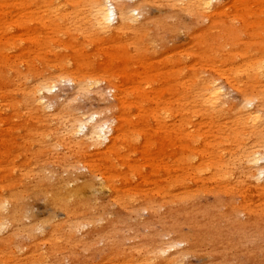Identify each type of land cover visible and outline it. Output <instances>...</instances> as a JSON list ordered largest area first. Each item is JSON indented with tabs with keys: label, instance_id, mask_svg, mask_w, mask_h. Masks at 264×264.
<instances>
[{
	"label": "bare ground",
	"instance_id": "1",
	"mask_svg": "<svg viewBox=\"0 0 264 264\" xmlns=\"http://www.w3.org/2000/svg\"><path fill=\"white\" fill-rule=\"evenodd\" d=\"M127 1L129 0H0V15L3 16L4 12H6L4 16L7 15L8 11L5 10L8 8L6 6H11L15 12L20 11V13L25 12L31 6H39L43 7L42 11L45 13L43 16L45 21L39 23L44 31L50 30L53 25L59 30L58 33L69 35L75 33L85 38L99 37L103 41L113 43L124 39L127 34L126 30L130 31L129 34L135 40L137 35L142 36L147 28L148 22L141 13L144 9L140 10L141 4H144L145 0H140V4L136 3V0H131L134 1L133 6L127 5ZM263 1L255 0L260 11L264 8ZM7 2H10L11 5ZM168 2H172L169 18L181 16L188 18L187 24L183 25L184 29L191 33L190 37L193 42L200 40L202 44L196 62L198 65L208 66V70L211 69L212 74L207 76L206 71L200 73L191 71L188 76L184 74L185 77H182L183 79L187 77V81L179 82L177 73H170V71L179 67L182 70L183 66L188 63L187 57L177 58L176 61L171 62L174 56L170 54L167 61L164 62V67L169 68L165 75V82L173 84L167 87L166 93L178 94L179 99L175 105L167 101L160 111L151 110L150 115L153 117V121L155 120L154 122L163 128H165L163 123L167 126L169 122L174 121L175 130L173 132L175 135L180 128H183L182 131L188 129L190 133L187 136L191 142H196L198 139V135L195 134L197 132V121L195 120L198 117L204 118L203 128L209 127L211 122L220 121L224 117H229L232 120V125L235 128L232 136L231 133L220 131L222 140L217 144L211 145L206 139L202 140L204 144L198 147V155L204 160L208 154L215 156V160H208L205 173L209 175L211 181L225 186L224 192L216 195L217 197H226L227 201L217 205L218 211L213 223H225L226 229L237 236L231 245L238 246L242 240L251 238L253 233L264 232V205H251V200L256 199V196L264 197V88L256 90L248 86L249 90L240 92V102L230 106L226 87L239 90L236 87L241 77L253 78L255 84L260 83V80L264 78V51L260 48L261 44L254 39L251 45V47L255 45L260 48L254 50L259 58L251 60L246 65L223 68L241 61L240 54L243 52L241 46L248 45L243 40L247 35V29L249 27L260 29L264 26V21L261 23L252 21L250 26H246L247 22L241 20L239 14H234L231 23L225 26L223 18L226 17V13L223 7H220L221 0H168ZM243 2L244 0H234L233 4H242ZM233 9L232 6L228 11ZM251 13L256 14L255 11ZM36 14H38L36 11L28 14L31 17L27 24H34L36 18H39L36 17ZM182 19L184 20V18ZM163 25L166 26L167 36H174L180 30L177 25L172 26L167 23ZM236 25L241 26L242 33H236ZM216 29L223 30L225 40L230 48V52L227 50L228 54L225 45L221 42L222 38L212 39V32ZM138 40H141V44L143 43V39ZM73 43L74 40L72 45ZM76 43L80 45L79 41ZM45 45H48L49 49H53L50 51V55L54 52L62 72L58 75L45 77L46 71L50 67L47 70L39 68V64H43L44 60L38 53L36 55L39 57L33 60L35 61L33 69L23 74L18 73L17 87L22 93L24 102L26 104L28 101L30 104L33 103L37 110L38 118L36 119V115H33L35 119L33 129L37 132L35 138L40 143L41 151L33 153V157L37 160L48 157V163L40 167L35 174L23 175L8 196L0 195V254L6 252L8 255L7 257L2 255L0 264L74 263L73 251L76 243L84 245L86 238L94 231L101 242L111 240L109 242H111L113 256L117 255L118 246L123 236L120 232L119 222L118 224L111 222L109 228L99 227L95 230V226L99 225L96 222L99 223L103 219V215L99 214L102 212L105 214V206L101 204L100 198L101 193L105 191L112 193L113 197L119 201L125 196V201L137 202L138 205L133 204L134 211L144 210L151 215L146 224L148 227L154 224H165V219L179 211L180 208L184 211L185 206L183 205L186 203L190 206L186 209V218L195 217L194 224L199 223L197 226L205 227L201 234L208 235L210 227L208 224L203 226L202 222L197 221L199 213L193 207V199H187L177 206H172L174 202L165 200L158 203L149 200L141 202L138 200L140 198H135L131 192L124 194L119 186L122 181L118 177H114L111 171L117 172V165L114 164V166L112 161L116 156L115 151L126 133L124 123L131 116L129 110L123 107V103L119 101L120 95L112 94L111 86L100 89L94 82H87L77 76L64 75L68 67L70 68L69 62L66 61L67 55L64 54L66 50L64 43L51 40ZM133 45L135 44L133 43ZM39 47L41 45H36L33 49ZM22 56V53L14 56L13 61ZM52 68L57 70V66H52ZM230 69L232 72L229 75L225 70L230 71ZM213 72L219 77H215ZM70 73L77 74L78 70H72ZM221 78H225L229 85L220 82ZM2 80L4 79L0 77V81ZM66 82L74 85L75 95L78 98L89 97L88 95L95 92L97 94L109 92L115 102L119 103L118 110L126 115V119H120L118 115L108 119L99 114H92L73 118L67 115L71 119L65 120L63 116L65 113H75L72 106L63 104L61 109L56 110L53 103L56 96L51 97V95L56 94L60 85ZM0 84L2 83L0 82ZM142 89L139 85L136 88L137 99L143 103L150 102L149 97ZM192 94V101L189 102V96ZM22 107L16 108V112L19 113L17 118H22L20 114ZM1 111L3 109L0 108V114ZM228 113L230 116H227ZM147 119L140 116V124H146L145 120ZM27 123L25 125H28ZM218 123L220 124V122ZM130 138L131 141L136 139L134 134ZM186 151L190 155L193 153L190 146L186 148ZM95 154L111 169L110 176L109 174H97L94 170L89 169L88 175L84 176L87 177L86 180L80 182L77 170L80 169V166H77V163H70L71 159ZM189 162H191V157L185 156V164ZM59 167H63L64 176L62 178H59L57 171ZM174 185V183H168L167 187L172 189ZM38 196L43 197L51 211L47 223L38 222L36 224L37 222H34V225L30 222L29 211L31 200ZM112 204L113 207L120 208L117 200L112 201ZM223 208L225 211H220ZM159 209L167 210L165 219L159 216ZM58 212H62L66 216V222L63 225L57 223L56 214ZM242 214L246 218L245 221L239 220V216ZM172 219L173 217L168 218V222L171 224L166 225L164 230L169 235H177L174 230L178 231L175 227L178 222L173 223ZM189 221L187 220V223L191 225ZM90 227L93 229L90 230ZM88 229L89 232L86 231ZM196 234L197 236L193 234L186 238L187 241L190 242L189 239L194 242L202 240L200 234ZM39 235L44 237L37 241L36 237ZM79 235L82 237L86 235V238L79 240L77 239ZM152 235L154 233L147 238H152ZM257 238L259 237L252 239ZM27 239L31 241L28 244L27 253L19 258L17 253L22 251V249H18L22 245L20 241L24 242ZM128 240L138 244L134 238ZM147 245L146 248L133 250V252H137V256L125 257V261L121 264H184V257L189 253V250H178L179 246L183 245V242H180L178 238ZM231 245H228V248L232 247ZM128 251L132 253V250ZM76 255L78 256V254ZM16 256L18 259L15 258ZM242 256L249 258L251 255L250 252H244ZM129 257L132 259L127 260ZM222 260L223 263L228 261L224 258ZM260 262L259 264H262L264 260Z\"/></svg>",
	"mask_w": 264,
	"mask_h": 264
},
{
	"label": "rangeland",
	"instance_id": "2",
	"mask_svg": "<svg viewBox=\"0 0 264 264\" xmlns=\"http://www.w3.org/2000/svg\"><path fill=\"white\" fill-rule=\"evenodd\" d=\"M134 1L129 0L126 3L133 6ZM135 2L140 4V0ZM233 2L234 0H221L220 2V7H223L226 13V17L223 18L226 23L225 26L231 23L234 14H239L241 20L247 22L246 26H250L252 21L257 23L264 21V8L260 11L255 0H244L242 4H233ZM7 3L11 5L10 2ZM262 4L264 6V1ZM232 6L234 9L228 11ZM6 7L8 8L5 10L8 11L7 15L4 16L6 13L4 10V15H0V77L4 79L0 81L2 83L0 84V108L3 109L0 114V195L8 196L23 175L35 174L40 167L48 163V157H43L40 160L33 157V153L41 151L40 143L35 138L37 132L33 129L35 127L33 115L35 114L36 119L38 118L37 110L33 103L30 104L28 101L26 104L24 102L22 93L17 87V78L19 77L18 73L23 74L33 69L35 62L33 60L39 57L36 55L38 53L42 55H40L41 59L44 60L43 64H39V68L47 70L50 67L46 71L45 77L58 75L62 72L54 52L50 55V51L53 49H49L48 45H45L54 40L58 43H64L66 46L64 54L67 55L66 61L69 62L70 68L68 67L65 71V76H77L87 82H94L100 89L111 86L113 88L112 94L120 95L119 101L131 114L130 118L125 120L126 115L118 110L117 105L119 103H116L107 91L98 94L95 92L88 95L89 97L78 98L75 95L74 85L66 82L60 85L56 94L51 95V97L56 96L53 102L56 110L61 109L63 104L72 106L71 108L75 113H65L63 115L65 120L92 114H99L108 119L117 115L120 119L125 118L126 133L123 135L121 143L115 151L116 156L112 161L113 165H117V172L111 171L107 167L108 165L96 154L72 158L70 163H77V166H80V169H77L80 182L86 180L87 177L84 176L88 175L89 169L94 170L97 174H109V176L111 171L114 177H118L122 181L119 186L124 194L131 192L135 198H140L138 200L141 202L149 200L158 203L165 200L174 202L172 206H177L187 199H193V207L199 213L197 221L202 222L203 226L208 224L210 227L208 235L201 234L205 227L197 226L199 223L195 225L193 222L195 217L186 218V209L190 206L185 203L183 205L185 206L184 211L180 208L179 211L168 217H173V223L178 222L175 225L178 231L174 230L177 235H169L164 230L166 225L171 224L165 217L166 209L158 210L159 216L167 219H165V224H154L148 227L146 224L151 215L144 210L134 211L132 207L133 204L138 205L137 202L125 201V196L119 201L113 197L112 193L105 191L101 193L100 198L101 204L105 206L104 213L106 215L103 212L99 214L103 215V219L99 223L96 222L99 225L95 226V230L99 227L109 228L111 222L117 224L119 222L118 225H121L120 232L123 236L118 246L117 255L113 256L111 242H109L111 240L101 242L94 231L87 238L86 235L78 236L77 239L79 240L84 237L87 240H85L84 245L83 243L82 245L76 243L73 251L75 262L69 264H121L125 261V257L137 256V252H133V250L146 248L148 243L159 244L172 238H178L180 242H183L178 250H189V253L184 257V264H259L260 261L264 260V232L253 233L252 237L250 236L251 238L245 241H241L239 237L241 242L236 246V244H231L235 242L237 236L226 229V224L213 223L218 211L217 205L227 201L226 197H217L216 195L224 192L225 186L211 181L209 175L205 173L208 160H215L214 154H208L204 160L198 155V147L204 144L202 141L204 139L211 145L217 144L222 140L220 131L231 133L232 136L233 131H235L232 120L229 117H224L220 121H215L216 123L211 122L209 127L203 128L204 118L198 117L195 120L197 121L195 134L198 135V139L196 142H191L187 136L190 133L188 129L182 131L183 128H180L175 135L173 132L175 130L174 121L169 122L167 126L163 123L165 126L163 128L154 122L155 120L153 121V117L150 115L151 110L160 111L167 101L175 105L179 99L178 94L166 93L167 87L173 84L165 82V75H167L169 68L164 67V62L167 61L170 54L174 56L171 62L176 61L177 58L187 57L188 63L183 66L182 70L179 67L170 71V73H177L179 82L187 81V77L184 79L182 77H185L184 74L188 76L191 71H193L192 73L206 71L207 76L212 74L211 69L208 70V66L198 65L196 62L202 44L200 40L193 42L190 37L191 33L184 29L183 25L187 24L188 18L185 16L169 18L172 2H168V0H145L144 4H141L140 10L144 9L141 13L148 25L142 36L137 35L136 39L133 40L134 37L129 34L130 31L126 30L127 34L124 39H119L113 43L103 41L99 37L85 38L75 33L71 35L58 33L59 30L53 25L50 30L44 31L42 25L39 24L45 21L43 19L45 16L44 11H42L43 7L31 6L21 13L20 11L15 12L11 6ZM33 11L38 13L36 17L39 18H36L34 24H27L31 17L28 14ZM252 11H255L256 14H252ZM164 23L172 26L177 25L180 28L179 32L174 36H167ZM236 26V33H242L241 26ZM243 27L245 28V26ZM247 30V35L243 40L248 45L243 44L241 46L243 51L240 54L241 61L223 69L246 65L251 60L259 58L258 54L254 52L255 49L261 48L264 51V26L260 29L249 27ZM219 38H222L221 42L225 45L228 54L230 48L225 40L223 30H213L212 39L218 40ZM138 39H143V43L141 44V40ZM254 39L261 44L260 48L255 45L251 47ZM77 41L80 45H77ZM36 45H41V47L33 49ZM21 53L23 56L13 61V57ZM52 66H57V70L55 71ZM72 70H78V73H70ZM225 71L229 75L232 72L231 69ZM214 76L219 77L215 73ZM238 81L239 84L236 88L239 90L226 87L230 106L240 102V92L247 91L248 86L256 90L264 88V78L258 84H255L253 78L241 77ZM220 82L229 85L225 78H221ZM138 85L143 88L142 91L147 94L150 102L143 103L137 99L135 92ZM192 98L193 94L189 96V102L192 101ZM20 106H23L20 112L22 118H17L19 113L16 112V108ZM40 116L42 117V113ZM140 116L148 118L145 120L146 124H140ZM227 116H230V113ZM28 121L31 123L28 124ZM132 134L136 138L135 141H131L130 136ZM189 146L193 150L191 153L193 157L186 151ZM185 156L191 157V162L188 164H185ZM201 170L203 172H200ZM57 171L59 178H62L64 176L63 167L57 168ZM168 183L175 185L169 189ZM111 200H117L120 208L113 207ZM251 205H264V197L256 196V199L251 200ZM221 210L225 211L224 208ZM50 211V207L45 203L42 196L33 198L29 211L31 224L34 222H37L36 224L38 222L47 223ZM56 215L57 223L63 225L66 222L65 214L58 212ZM233 219L230 220L233 221ZM187 220H190L191 225L187 223ZM239 220L245 221L246 218L242 214L239 216ZM160 222L163 223V221ZM233 224L236 225L237 223ZM89 229L91 230L93 227ZM89 229L86 231L89 232ZM152 233H154L152 238H147ZM196 233L200 234L202 240L194 242L189 239L190 242H188L186 238L193 234L197 236ZM42 237L44 236L39 235L36 240L40 241ZM256 237L259 238L252 239ZM133 238L138 244L128 240ZM20 242L22 245L17 246L18 249H22L20 253H17L19 258L27 253L28 244L31 241L27 239ZM228 245L232 247L228 248ZM128 250H132V253ZM244 252H250L251 256L249 258L241 257ZM2 255L8 256L6 252H3ZM2 255L0 254V262ZM18 257L15 258L18 259ZM223 258L228 259V261L223 263ZM131 259L129 257L127 260Z\"/></svg>",
	"mask_w": 264,
	"mask_h": 264
}]
</instances>
